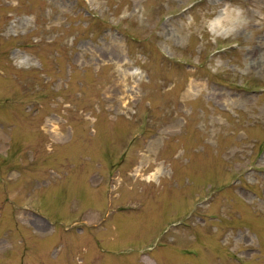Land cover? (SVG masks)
<instances>
[{"label": "rangeland", "instance_id": "rangeland-1", "mask_svg": "<svg viewBox=\"0 0 264 264\" xmlns=\"http://www.w3.org/2000/svg\"><path fill=\"white\" fill-rule=\"evenodd\" d=\"M0 264H264V0H0Z\"/></svg>", "mask_w": 264, "mask_h": 264}, {"label": "bare ground", "instance_id": "bare-ground-1", "mask_svg": "<svg viewBox=\"0 0 264 264\" xmlns=\"http://www.w3.org/2000/svg\"><path fill=\"white\" fill-rule=\"evenodd\" d=\"M218 23V21L217 22H215V24H217Z\"/></svg>", "mask_w": 264, "mask_h": 264}]
</instances>
